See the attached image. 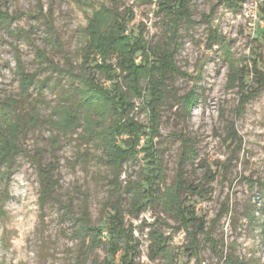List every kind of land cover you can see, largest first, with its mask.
<instances>
[{
    "label": "rangeland",
    "instance_id": "1",
    "mask_svg": "<svg viewBox=\"0 0 264 264\" xmlns=\"http://www.w3.org/2000/svg\"><path fill=\"white\" fill-rule=\"evenodd\" d=\"M236 3L233 7L225 0H192V24L182 22L176 40L179 73L165 81V101L155 108L158 125L152 140L162 175L157 183L160 189L170 186L179 172L186 184L204 190L201 197H191L188 205L204 220V231L210 232L214 244L200 234L198 257H189L184 249L186 232L172 229L177 224L171 217L159 206L149 205L133 220L125 195L126 222L135 228L133 237L139 243L137 264H225L214 251L240 264H264V87H258L251 72L254 67H264V0ZM102 7L124 17L130 15L128 29L136 34L142 31L148 44L166 43L162 16L156 14L154 3L0 0V9L8 16L6 25L0 26V101L18 100L14 117L29 118L32 104L18 99L19 58L25 73L34 75L35 85L27 101L37 99L39 113L38 122L20 137L23 152L10 170L0 174V264H75L80 251V243L72 236L76 220L84 214L90 225H103L100 211L111 176L101 150L95 140L84 138L82 123L69 136L59 135L47 124L55 107L70 106L77 100L69 94V79L62 71L79 72L83 30ZM47 14L53 33L46 25ZM214 37L216 43L211 42ZM55 38L61 48L53 45ZM37 51L45 58L41 66ZM247 69V86H240L237 78L229 81L230 72L240 77ZM191 92L195 101L187 112L180 98ZM135 107V120L146 128L141 149L151 117L141 102L136 101ZM126 139L120 137V144ZM186 143L193 154L181 162ZM149 161L141 152L136 162L124 168L122 187L130 181H143L151 167ZM38 164L55 167L54 192L43 202L39 199ZM155 221L158 231L170 236L166 261H152L148 256L147 233ZM106 259L109 256L100 247L85 264Z\"/></svg>",
    "mask_w": 264,
    "mask_h": 264
},
{
    "label": "trees",
    "instance_id": "2",
    "mask_svg": "<svg viewBox=\"0 0 264 264\" xmlns=\"http://www.w3.org/2000/svg\"><path fill=\"white\" fill-rule=\"evenodd\" d=\"M135 1L141 4H155L156 14L162 16L166 43L148 44L142 31L136 34L128 29L130 15L124 17L118 11L100 8L88 19L83 30L84 43L79 51V72L75 74L69 69L62 71L69 79V94H74L77 100L70 106L61 104L55 107L47 122L51 130H56L63 136L72 135L82 123L84 138L96 141L98 149L101 150V159L111 176L107 180L108 195L100 211L103 225H90L84 214L76 220L72 236L80 243V251L75 264H85L89 255L100 247L106 250L109 259L99 264H137L135 260L140 257L139 243L133 237L135 228L126 222L123 206L125 195L130 202L128 214L133 220H138L149 205L159 206L164 215L171 217L177 224L172 229H182L186 232L188 245L184 249L189 257H198L201 248L198 240L200 234H204V238L214 244L210 232L204 231V220L196 214L193 206L188 205L191 197H201L204 190L199 185L186 184L181 180L179 172L170 186L160 189L157 183L161 181L162 175L158 158L152 148L158 125L155 108L165 101L164 85L167 78L179 73L175 65L176 40L181 23L185 22L187 26L192 24V0ZM225 1L236 7V2L240 0ZM46 16L48 31L53 33L51 16ZM7 19V14L0 9V26L6 25ZM211 42L216 43V37ZM53 45L61 48L57 38ZM224 50L228 54L226 47H223ZM37 57L40 66L44 64L45 58L41 52L37 51ZM53 68L56 69L54 66ZM251 72L255 83L263 88L264 67L262 70L254 67ZM16 74L19 85L18 99L32 105L29 107V118L23 120L19 116L14 117L18 100L0 101V174L2 170L8 171L12 168L15 158L23 152L20 137L27 134L30 127L39 120L37 99L27 101L31 97L30 90L35 85L34 75L25 73L19 58H16ZM96 75L102 77L104 82L101 83ZM239 76L236 77L230 72L229 81L237 78L240 86H247L248 69L247 73ZM180 100L188 112L195 96L191 92ZM136 101L149 108L151 117L149 135L141 149L140 138L146 136V128L138 123L133 115ZM122 136L128 138L123 145L119 142ZM53 140H56L55 136ZM141 152L149 156V173L143 177V181H130L122 187L120 178L124 168L136 162ZM192 154L193 148L186 143L183 146L181 162L187 161ZM54 171V165H37L39 199L42 202L54 192ZM156 226L157 221L149 225L148 256L152 261L157 258L166 261L170 256V236L159 232ZM214 253L224 259L225 264H240L231 261L220 251Z\"/></svg>",
    "mask_w": 264,
    "mask_h": 264
}]
</instances>
